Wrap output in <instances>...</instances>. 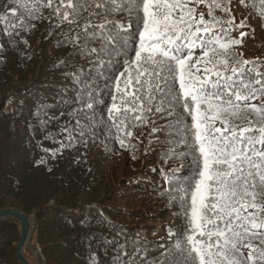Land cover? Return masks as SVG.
I'll list each match as a JSON object with an SVG mask.
<instances>
[{"label": "snow or ice", "instance_id": "snow-or-ice-1", "mask_svg": "<svg viewBox=\"0 0 264 264\" xmlns=\"http://www.w3.org/2000/svg\"><path fill=\"white\" fill-rule=\"evenodd\" d=\"M238 7L248 10L239 22L233 0H6L0 9V64L45 23L70 49L53 65L71 69L63 92L72 96L59 115L44 113L41 123L57 126L46 153L86 160L97 148L136 160L143 146L159 160L151 191L177 222L155 241L103 237L110 264H264V59L241 50L249 32L264 31V0ZM99 223L123 235L103 213ZM86 264L106 262L89 250Z\"/></svg>", "mask_w": 264, "mask_h": 264}, {"label": "trees", "instance_id": "trees-1", "mask_svg": "<svg viewBox=\"0 0 264 264\" xmlns=\"http://www.w3.org/2000/svg\"><path fill=\"white\" fill-rule=\"evenodd\" d=\"M5 4L0 0V9ZM238 4L233 0L237 22L248 16ZM248 23L255 26L257 20L249 18ZM46 27L41 24L28 36L29 45L19 43L6 53L7 63L0 64V211H16L30 221V243L38 247L44 264H86L89 250L110 264L114 252L110 247L104 255L108 246L103 237L124 240L139 232L155 241L177 221L151 191L160 183L159 173L152 171L159 160L155 154L144 156L143 146L136 160L128 152L107 156L97 148L86 160L77 151L55 158L45 152L57 147L45 139L57 126L42 124L44 113L59 115L61 98L72 96L63 92L72 88L63 76L71 69L53 67L70 49L57 47L56 33L47 35ZM251 37L250 32L244 37L241 50L246 57L264 59V31L257 29L256 38ZM100 213L123 235L99 223ZM20 233L19 221L0 220V264H21L16 257Z\"/></svg>", "mask_w": 264, "mask_h": 264}, {"label": "water", "instance_id": "water-1", "mask_svg": "<svg viewBox=\"0 0 264 264\" xmlns=\"http://www.w3.org/2000/svg\"><path fill=\"white\" fill-rule=\"evenodd\" d=\"M5 218H11V219L19 221L21 225V233H20V239L17 245L16 257L18 258L21 264H31L27 261V259L24 257V254H23L26 245L30 244V238H31L30 221L23 214L13 211V210L0 211V220H3ZM38 262L39 263L43 262V258L41 254L38 256Z\"/></svg>", "mask_w": 264, "mask_h": 264}, {"label": "rangeland", "instance_id": "rangeland-1", "mask_svg": "<svg viewBox=\"0 0 264 264\" xmlns=\"http://www.w3.org/2000/svg\"><path fill=\"white\" fill-rule=\"evenodd\" d=\"M24 252L27 253V258L32 264H44V260L42 263L38 262V256L41 254L38 247H32V244L30 243L29 245H26Z\"/></svg>", "mask_w": 264, "mask_h": 264}]
</instances>
